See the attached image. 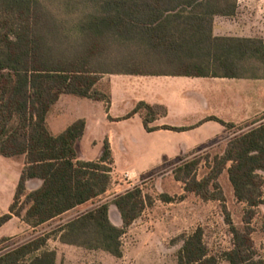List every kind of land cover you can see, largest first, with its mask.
<instances>
[{
    "label": "trees",
    "instance_id": "1",
    "mask_svg": "<svg viewBox=\"0 0 264 264\" xmlns=\"http://www.w3.org/2000/svg\"><path fill=\"white\" fill-rule=\"evenodd\" d=\"M237 10L238 0H0V154L25 156L26 163L0 227L13 216L38 227L112 188L114 157L107 138L98 159H83L77 143L85 134L84 118L59 133L51 130L48 116L61 95L105 101L108 108L110 95L97 88L106 73L262 77L264 37L215 33L216 17H233ZM167 111L141 100L124 118L139 113L147 131L187 129L152 124ZM207 119L233 126L215 116ZM259 121L232 136L222 153L207 157L203 177L197 173L202 158L195 155L174 169L186 192L221 201L225 210L219 177L227 169L235 197L247 204L242 226L227 219L230 249L211 253L198 227L182 235L177 264H264L251 227L264 206V116ZM31 179L42 184L29 190ZM148 202L150 196L135 186L65 222L56 229L58 239L120 257L123 234ZM111 204L121 225L111 219ZM49 237L35 236L0 254V264H57V251L46 247Z\"/></svg>",
    "mask_w": 264,
    "mask_h": 264
},
{
    "label": "rangeland",
    "instance_id": "2",
    "mask_svg": "<svg viewBox=\"0 0 264 264\" xmlns=\"http://www.w3.org/2000/svg\"><path fill=\"white\" fill-rule=\"evenodd\" d=\"M239 2V13L236 19L219 18L220 24L218 25L222 29L220 30L229 31V24L236 22L245 26V31L248 33L264 35V0H239ZM130 76L132 82H136L137 77ZM119 79H122L121 76L118 78L116 74H103L97 88L107 93L111 81H119ZM158 81L168 82L178 91L184 90L182 80L169 79L167 81L165 77H160ZM68 95L81 101L88 99ZM105 105L107 106V103ZM74 106L72 101L64 96L51 111L50 124L54 131L57 132L62 129L69 119L80 114L71 110L74 109ZM76 108L84 109L86 106L79 104ZM263 116L264 113H259L253 119L240 123L235 126L229 136L252 128L260 122L259 120ZM112 128L119 136V141L115 147L118 165H112V188L101 197L88 201L68 214L46 222L36 229H33L32 226L29 227L16 217L6 228L0 230V235L5 234L4 232L8 233L7 236L4 235L0 238H4L0 241V254L27 242L35 236L50 234L46 247L57 251V264H177V253L183 244L182 235L192 233L198 227L204 230V240L211 253L220 255L225 250L230 249L233 246V234L227 219L230 218L234 225L242 226L245 222L247 204L238 201L235 197L227 169L219 177L226 198L227 210L223 208L221 201L204 200L194 192H186L184 184L176 180L174 176V169L181 163L182 159L195 155L202 158L197 173L200 178L203 177L209 170L207 157L212 159L214 155L222 153L227 140L218 144L209 143L176 157H161L152 160L155 163H149L148 150L129 149L126 143L122 141L123 133H119L117 127ZM108 129L102 126L99 133L96 132L95 128L89 131L88 142H82L79 147L80 158L98 159L100 157L103 152V140ZM146 134L142 120H136L131 126L130 137L141 141L142 144L148 141ZM126 171H129L130 174L126 175ZM135 186H140L143 192L150 196L151 202H148L140 217L123 234L121 238L122 256L116 257L103 250H87L59 241L56 229L65 222L102 202L112 201L116 195L133 189ZM161 193H168L175 199L164 201L160 196ZM110 209L112 221L121 225L122 220L117 207L111 204ZM251 227H253L252 237L255 246L261 254H264V206L257 209Z\"/></svg>",
    "mask_w": 264,
    "mask_h": 264
},
{
    "label": "crops",
    "instance_id": "3",
    "mask_svg": "<svg viewBox=\"0 0 264 264\" xmlns=\"http://www.w3.org/2000/svg\"><path fill=\"white\" fill-rule=\"evenodd\" d=\"M239 3L238 0V10L235 16L216 17L215 33L217 35L264 37L262 34L246 32V27L236 22L229 24V31L224 29L221 31L222 29L218 25L220 24L219 18L236 19L239 13ZM130 75L133 74H116L118 78L121 76L122 79H119V81H111L109 91L107 92L111 98L108 108L105 105V101L90 98L81 101L68 94L61 95L56 105L66 96L72 101V104L75 105L74 109L71 110L74 111V113L80 114L73 116L62 129L56 132L50 124V113L48 116V123L51 130L54 133H59L76 119L84 118L86 120V130L83 138L77 143V150L79 153L81 143L88 142L87 135L90 130L95 128L96 132L99 133L102 126L109 128L108 132L105 133L103 141L105 142L106 138L109 140L114 157L113 165H118L115 156V147L119 141V136L112 128L117 127L119 133H123L124 136L122 141L126 143L129 149L137 150V148H139L148 150L147 155L149 158L148 161L150 160L149 163H155L152 160L161 157H176L206 146L209 143L218 144L227 140L225 142L226 144L230 138L234 136H229V134L234 130L235 126L253 119L255 115L259 113H264V74L259 78L134 75L137 77V79H135L136 82H132L133 80ZM160 77H165L167 81L169 79L182 80L184 83V90L178 91L177 88L170 86L168 82L158 81ZM141 100L152 104H163L167 107V115L157 119L152 123L153 125L163 126L167 124L171 126L187 127V129L178 131L160 128L155 131H147L143 124L147 132L148 141L141 144V141L132 139L129 135L131 133V126L136 120H142V117L139 113L129 118L124 117L135 107L136 103ZM79 104H84L86 108H76ZM210 116L218 117L226 123H232L233 126L229 127L217 120L207 119ZM25 165V156L6 157L0 154V215L9 212L10 206L14 200L18 181ZM126 173L128 175L130 174L129 171H126ZM41 184V179H31L27 182L29 190ZM78 207L64 214H68ZM16 217L18 216H13L8 222L3 224L0 230L6 228ZM18 218L21 219L23 223H26L21 217ZM28 226L30 227V225ZM38 227L32 228L36 229ZM4 233L5 234L0 235V238L4 235L7 236L8 233Z\"/></svg>",
    "mask_w": 264,
    "mask_h": 264
},
{
    "label": "built area",
    "instance_id": "4",
    "mask_svg": "<svg viewBox=\"0 0 264 264\" xmlns=\"http://www.w3.org/2000/svg\"><path fill=\"white\" fill-rule=\"evenodd\" d=\"M126 175H128V174L126 173Z\"/></svg>",
    "mask_w": 264,
    "mask_h": 264
}]
</instances>
